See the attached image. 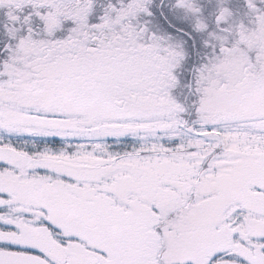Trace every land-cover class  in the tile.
Returning <instances> with one entry per match:
<instances>
[{"label":"snow or ice","instance_id":"1","mask_svg":"<svg viewBox=\"0 0 264 264\" xmlns=\"http://www.w3.org/2000/svg\"><path fill=\"white\" fill-rule=\"evenodd\" d=\"M0 264H264V0H0Z\"/></svg>","mask_w":264,"mask_h":264}]
</instances>
